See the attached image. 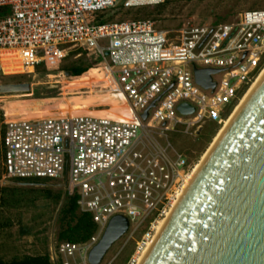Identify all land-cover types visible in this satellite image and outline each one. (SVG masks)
<instances>
[{
	"label": "built area",
	"instance_id": "2783aa9c",
	"mask_svg": "<svg viewBox=\"0 0 264 264\" xmlns=\"http://www.w3.org/2000/svg\"><path fill=\"white\" fill-rule=\"evenodd\" d=\"M163 1L0 0L1 77L26 75L70 52H94L130 109L126 120L81 115L3 122L6 177L62 181L64 194L75 196L78 211L96 225L84 242L56 244L49 252L54 263L89 264V252L110 219L123 215L129 237L143 224L149 226L124 263L137 264L154 223L171 208L193 169L168 133L189 135L206 122L221 125L264 67V9L246 10L230 23H187L173 37L149 20L96 21L97 14L117 5ZM194 69L219 70L222 78L216 82L212 74L214 89H204ZM181 104L193 112L181 114ZM133 220L138 222L130 229Z\"/></svg>",
	"mask_w": 264,
	"mask_h": 264
},
{
	"label": "rangeland",
	"instance_id": "374dc122",
	"mask_svg": "<svg viewBox=\"0 0 264 264\" xmlns=\"http://www.w3.org/2000/svg\"><path fill=\"white\" fill-rule=\"evenodd\" d=\"M256 9H264V0H164L156 5L131 8L117 5L97 14L96 21L119 23L149 20L155 28L167 30L173 37L187 23H230L237 20L242 12ZM99 45L105 47L106 40L99 41ZM72 67L88 69L81 76L71 73L66 75L65 72H69ZM221 78V73L213 76L216 82ZM20 83H28L29 90L0 92L3 122L81 115L113 120L130 118L127 102L121 97L104 62L94 52L79 56H76V52H70L60 60L36 65L26 75L0 76V86ZM243 90L244 87L240 86L239 91ZM229 110L227 107L224 114ZM3 126L0 125V141ZM220 126L219 122H206L197 132L191 131L189 135L170 132L168 141L187 156L193 167ZM2 168L0 156V186L4 187L2 196L5 200L0 206V259L8 262L47 254L48 251L51 253L58 243L57 217L64 201L63 182L39 179L37 181L40 184L14 185L9 183L14 182V179L7 178ZM55 196H61L60 200ZM137 222L131 221L130 229ZM148 229L149 226L143 224L132 237L126 232L107 250L101 264H124L132 254L135 242Z\"/></svg>",
	"mask_w": 264,
	"mask_h": 264
},
{
	"label": "water",
	"instance_id": "95a60500",
	"mask_svg": "<svg viewBox=\"0 0 264 264\" xmlns=\"http://www.w3.org/2000/svg\"><path fill=\"white\" fill-rule=\"evenodd\" d=\"M218 72L194 69L195 81L213 90L211 75ZM28 90V83L0 86L2 93ZM178 111L191 114L193 108L181 104ZM128 228L126 216H113L89 252V264H101ZM146 264H264V83L208 160Z\"/></svg>",
	"mask_w": 264,
	"mask_h": 264
},
{
	"label": "bare ground",
	"instance_id": "6f19581e",
	"mask_svg": "<svg viewBox=\"0 0 264 264\" xmlns=\"http://www.w3.org/2000/svg\"><path fill=\"white\" fill-rule=\"evenodd\" d=\"M264 83V67L256 77V79L248 86L245 90L244 94L241 96L239 102L234 106L233 110L231 111L230 115L224 120L221 124L217 132L215 133L212 141L206 148V150L201 154L198 162L194 164L192 171L189 175L184 179L182 184V189L178 192L177 199L172 203L171 208L167 211V213L157 220L154 223L152 230L153 234L150 236L146 249L142 253L140 257L137 259V264H146L148 258L150 257L151 253L154 251L156 245L158 244L161 235L168 227L171 219L174 217L175 213L178 211L180 204L186 198L190 189L194 186L198 176L201 174L205 165L207 164L208 160L213 156L216 152L217 148L220 146L222 140L224 139L225 135L229 132L230 128L240 116V114L245 110L248 106L251 99L255 96L258 92L262 84ZM120 92V91H119ZM123 100L126 102L124 96L120 93ZM128 112L130 113V109L127 106Z\"/></svg>",
	"mask_w": 264,
	"mask_h": 264
},
{
	"label": "trees",
	"instance_id": "16d2710c",
	"mask_svg": "<svg viewBox=\"0 0 264 264\" xmlns=\"http://www.w3.org/2000/svg\"><path fill=\"white\" fill-rule=\"evenodd\" d=\"M166 1V0H165ZM3 10L0 8V14ZM88 68L86 67H78L71 70V75H80L84 73ZM3 124L2 113L0 110V125ZM4 128V126H3ZM4 134V129H3ZM2 138L0 141V156L2 158L3 150H2ZM2 171L4 172L3 168ZM14 182H29L33 184H40L37 180H14ZM4 190L3 186H0V206L2 205L4 200V196H2V191ZM58 200H60L61 196H55ZM57 222L59 226V231L57 234V242H84L90 238V236L95 232L96 225L92 221L91 216L88 213H81L78 211L76 206V197L67 196L64 194V201L59 209ZM148 226L147 224H144ZM57 243V244H58ZM0 264H55L50 260L49 251L47 254L37 255V256H26L22 259H14L8 262L0 259ZM57 264H60L57 262Z\"/></svg>",
	"mask_w": 264,
	"mask_h": 264
},
{
	"label": "flooded vegetation",
	"instance_id": "af4514ba",
	"mask_svg": "<svg viewBox=\"0 0 264 264\" xmlns=\"http://www.w3.org/2000/svg\"><path fill=\"white\" fill-rule=\"evenodd\" d=\"M74 68H78V67H72V68H70V71L69 72L71 73V70L74 69Z\"/></svg>",
	"mask_w": 264,
	"mask_h": 264
}]
</instances>
